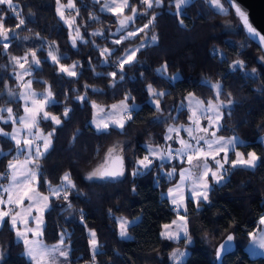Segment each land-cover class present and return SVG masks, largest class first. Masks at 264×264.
Masks as SVG:
<instances>
[{
    "label": "trees",
    "instance_id": "trees-1",
    "mask_svg": "<svg viewBox=\"0 0 264 264\" xmlns=\"http://www.w3.org/2000/svg\"><path fill=\"white\" fill-rule=\"evenodd\" d=\"M14 3L25 24L16 28L18 19L13 18L6 6H0L5 12L6 27L13 29L9 41L0 39V105L5 101L14 102L21 111L20 102L8 95L9 89L16 87L11 57L23 56L29 49L37 50L41 64L32 76L38 87H51L55 102L46 111L62 121L59 126L51 121L41 124L46 129L55 128V133L50 150L39 161L44 174L39 190L48 193L44 179L59 185L67 171L80 193L72 190L71 208L68 201L50 198V208L44 214V243L57 244L60 234L64 233L71 264H92L89 233L94 231L99 245L95 264H174L171 254L177 250L188 251L183 264H218L216 247L233 234L236 250L222 264H264V257L253 258L247 250L251 242L249 233L255 232L260 217L264 216V53L247 37L234 14L218 12L209 0H193L178 15L173 0H165L155 8L153 25L117 45L112 41L126 35L127 30L142 27L148 17H138L125 32H119L116 17L102 12L100 3L74 0L79 15L75 9L69 14L81 25L80 31L87 43L79 41L73 47L69 29L57 14L56 0H14ZM130 3H136L138 11H143L139 0H130ZM221 3L228 6L226 0ZM127 14H130L128 9ZM96 31L104 35L93 36ZM153 35L158 37L155 42L151 40ZM48 42L56 44L61 64L79 63L77 77L59 72V65L47 58ZM3 43L9 44L7 50L2 47ZM141 45L135 62L125 65L121 73L114 61L124 55V48ZM104 47L116 50L108 63H103L104 57L99 54ZM236 61H242L243 67L233 68ZM164 64H167L168 76L157 71ZM113 71L117 72L115 86L113 78L107 75ZM121 74L123 80L119 79ZM177 74L180 78L170 79ZM216 82L221 85L219 99L232 101L230 108L223 109L218 135L240 138L241 153L247 158V153L254 151L260 159L255 168L229 165L226 181L221 185L212 183L208 201L199 207L188 200L184 215L188 217L190 243L185 238L169 240L162 235L164 226L175 221L178 214L165 194L177 178L163 175L162 169L171 165L163 164L161 168L158 162L151 170L133 176V159L147 154L146 144L165 146L164 136L169 125L189 123V110L181 107L180 102L189 93L205 102L214 100L211 84ZM149 84L158 92L167 93L159 98L163 112H158L150 101ZM85 85L89 87L85 89ZM85 92L84 102L76 99ZM127 94H130L127 102L138 106L131 113L132 119L123 129L110 127L104 132L96 131L91 124L92 102L110 107L124 100ZM66 106L71 108L67 118L63 116ZM2 127L6 132L11 130V124H2ZM117 145L123 149L120 155L124 174L118 178L85 179L109 158V149ZM13 157H16L15 142L0 135V173L7 171ZM115 158L114 154L110 162ZM7 182V178L0 180L3 185ZM121 217L138 219L127 229L129 239L120 236L118 219ZM0 250L3 257L0 264H33L8 218L0 228Z\"/></svg>",
    "mask_w": 264,
    "mask_h": 264
},
{
    "label": "snow or ice",
    "instance_id": "snow-or-ice-1",
    "mask_svg": "<svg viewBox=\"0 0 264 264\" xmlns=\"http://www.w3.org/2000/svg\"><path fill=\"white\" fill-rule=\"evenodd\" d=\"M99 3V0H96ZM165 0H139V5L143 6V11H138L136 3H130V0H105L102 10L111 12L117 19L119 32H125L128 29L130 23H135L138 17H148L147 23H144L142 27L135 28L133 30H127L126 35H123L120 39L112 41L114 44H121L124 40H130L137 37L140 33L144 32L151 25L154 24L155 8L160 7L164 4ZM188 0H173L174 7L179 15L182 11V6L186 5ZM210 4L214 5L216 9L225 14H234L238 19L239 24L247 31V33L253 37L258 38L261 42H264V34L261 33L254 26L250 19L249 11L240 3V0H226L227 7L221 3V0H209ZM58 5L57 13L69 28L74 30V35L70 34L71 44L73 47L76 46L77 40H84V36L80 32L81 25L76 24L75 16L71 18H66L63 11L64 7L69 9H75L76 15H79V9H76L74 0H68L67 5H61L60 0H56ZM0 6H6L10 9L13 18L18 19V23L15 25L16 28H20L25 24V20L21 18L20 12L17 10V5L14 0H0ZM128 9L130 14L125 15V10ZM152 10L150 13L149 10ZM92 19H97V17H92ZM5 12L0 10V39L3 41L10 40V32L13 29L6 27L5 23ZM93 36L104 35L101 31H96L92 33ZM158 37L153 35L151 40L153 42L157 41ZM94 43V42H93ZM2 47L7 50L9 47L8 43H3ZM99 48V45L96 46ZM140 47H143L141 45ZM140 47L137 48H124L122 51L124 55L122 57H117L114 61L116 68L123 73L124 66L126 64L131 65L135 62L136 53L140 51ZM48 56L51 58L54 64L59 65V72L66 74L69 77H77L78 73L75 70L78 66V62H74L70 66H65L60 63V59L53 54L51 51V45H49ZM115 49H109L104 47L99 50L100 56L104 57L103 63H108L109 58L114 55ZM31 57V60H29ZM11 60L14 65L18 66L22 71L17 73V80L21 82V87L26 91L20 93L25 101L24 104V115L18 118L13 115V109L11 107H0V120L5 124L9 121L12 124L17 123L19 120L20 127L15 128L12 133L5 132L2 127H0V135L9 136L13 141H15L16 149L18 153L25 154V158L21 161L18 156L13 157L12 160L8 162L7 171L5 173H0V180L7 178L8 184L5 187L0 184V189L3 193H6V197L0 194V227L4 226L5 219L8 218L11 228L15 231L17 238H19L26 250V255L33 261V264H67L69 259V248L64 242V233L60 234V239L57 244L48 246L42 240L43 237V212L50 205V197H55L57 200L68 201V207L71 208L72 204L69 201V195L72 193L73 189H77L76 184L72 180L71 173L65 172L61 177L59 185H53L51 181L44 179V184L47 186L48 195H45L39 190L41 187V177L44 175L41 169L39 161L44 158L51 146V137L55 133V128L49 131L46 135L39 130V123L41 119L51 120L55 125H60L62 123L61 119L57 116L52 115L50 112L46 111V107L54 103V94L49 86L45 90V94L37 99V93L32 90V81L24 80L25 76L32 75L33 66H39L41 60L37 56V50L29 49L23 56L17 57L12 56ZM91 63V61H89ZM25 65H28L26 68ZM237 66L243 67L242 61H236L232 67ZM167 64L162 65L158 72L163 74L166 72ZM255 71V69H253ZM100 75V73H97ZM113 78V86H115V78L117 72L113 71L107 74ZM176 76L170 77V79H176ZM120 80L124 79L123 74L119 77ZM45 83H47L45 81ZM89 85H85L87 89ZM211 87L215 90V99L208 100L207 105L205 101L198 97H195L192 93H189L185 100L180 102L181 107H187L190 115L188 119L191 121V125H181L184 131L187 133L189 139H185L180 136V128L169 125L167 132L164 136L165 141H178L181 145L179 148H172L169 144L166 147H154L152 144H146L147 154L143 158H134L133 166L134 170L132 172L133 176L141 174L146 170H151L155 161H173L178 160L179 166L185 163L188 167H179V182L175 184L174 187L168 189L167 195L171 197V203L175 206V211L179 216V222L173 221L176 224L175 231H165L162 233L169 240H175L180 238V233L183 232L187 236V223L186 217L184 215H179L180 211L183 209L187 211L186 201L191 200L195 203L197 207L203 201H208V192L210 190L209 174H211L212 180L215 183H220L224 180L227 175V169H225V164L230 163L232 167L237 165L245 166L248 168H255L256 162L260 159L256 152H248L247 158L245 154L239 151H234L235 159L229 161L228 153L231 149L234 150L237 144L238 138L233 136L230 138H225L223 136H217L216 132L220 129V121L223 117L222 109L231 105L232 101L229 99L227 104L219 97L221 96V85L219 82L211 84ZM147 91L150 96L151 102L154 104L158 112H163L160 106V97L167 95L165 92H158L151 84L147 86ZM9 95L15 96L16 93L9 89ZM231 95L230 93L228 94ZM87 98V93L84 95H77L76 99L84 102ZM130 98V94L125 95L124 100L120 103L112 105L113 114L107 117V121L94 118V123L96 124L97 130L105 131L109 128V122L115 125L117 128L123 129L125 123L132 119L131 110L132 106L127 103ZM131 99H135L131 97ZM28 101H31L29 105ZM186 101V104H185ZM92 107L103 111L101 106L97 105L94 101L92 102ZM71 108L65 107L63 116L68 117ZM7 112L8 117L5 118L2 113ZM118 117V118H114ZM207 120V126H201V121ZM37 129V131H33ZM215 129V130H211ZM23 130H26V134ZM211 130V131H210ZM172 133H176L173 137ZM76 137L73 136V139ZM37 141H43L42 144L37 143ZM203 142V144H201ZM123 152L122 147L119 145L114 146L108 151V157L112 158L115 154L116 158L120 160L121 167L118 169H110L104 165L95 168L89 172L85 179L93 180L94 178L104 179V178H118L124 174L123 170V157L120 153ZM220 153L224 155L220 156ZM209 158L214 163H209ZM159 167L163 168L161 163ZM166 175L169 178L177 175V167H172L171 171H168ZM188 188V194L185 193V188ZM77 194L79 190L77 189ZM25 201H28L25 204ZM33 210H35L39 215H33ZM81 219H83V213L81 212ZM30 220L34 222V226L30 225ZM259 223L264 225V216L260 217ZM129 221L126 219L120 220V236L125 237L128 235L127 226ZM18 225H23V227H18ZM164 228L170 229L171 225H165ZM29 233L32 234L31 238ZM90 246L92 251V264H95V257L99 254V245L96 239V233L90 231ZM255 240L256 233H249ZM234 241V236L229 234L227 236V242ZM260 247L264 248V237L260 239ZM225 251V244H221L217 250V258L219 259L221 253ZM172 258L177 260L179 264V258L184 255V253L179 252V250L173 252ZM63 258L60 261L59 258ZM0 255V259H2Z\"/></svg>",
    "mask_w": 264,
    "mask_h": 264
},
{
    "label": "rangeland",
    "instance_id": "rangeland-1",
    "mask_svg": "<svg viewBox=\"0 0 264 264\" xmlns=\"http://www.w3.org/2000/svg\"><path fill=\"white\" fill-rule=\"evenodd\" d=\"M91 1H93V2H96V0H91ZM193 0H188V2H187V4L186 5H184V6H182V10H183V8L185 7V6H187L188 4H190L191 2H192ZM104 2H105V0H99V3L101 4V11L102 12H104V13H107V14H111V15H113L111 12H109V11H106V10H102V6H103V4H104ZM60 3H61V5H67V3H68V0H60ZM97 3V2H96ZM214 6V5H213ZM57 7H58V5H57ZM215 7V6H214ZM216 8V7H215ZM74 9H69V8H67V7H64L63 8V11H64V13H65V17L66 18H71L72 16L69 14V11H73ZM127 10V9H126ZM125 10V11H126ZM218 11V10H217ZM182 12V11H181ZM180 12V13H181ZM218 12H220V11H218ZM220 13H222V12H220ZM58 14V13H57ZM225 14V13H224ZM59 16V15H58ZM59 18H60V16H59ZM60 20H61V18H60ZM64 24H65V26H67V28L69 29V34H71V35H74L75 33H74V30L73 29H71V28H69L68 27V25L63 21V20H61ZM81 32V31H80ZM82 33V32H81ZM1 41H3L2 39H1ZM79 41H81V40H77V42H76V46H77V44H78V42ZM70 43H71V37H70ZM49 45H51V51L53 52V54L54 55H56L59 59H60V54H59V52H58V48H57V46H56V44L55 43H50V42H48L47 43V47H46V51L47 52H49ZM72 45V44H71ZM137 47H140V46H137ZM137 47H135V48H137ZM142 47H140V49H141ZM138 53V52H137ZM136 53V54H137ZM17 57H21V56H17ZM47 58L50 60V61H52L51 60V58L49 57V56H47ZM29 60H31V57H29ZM263 61V63H264V60H262ZM127 65V64H126ZM13 66H14V73H13V77L16 79V87H14L11 91L12 92H14V93H16V95L15 96H10L9 94V97L11 98V99H13V100H16V102H20V108H21V111L19 112V110L17 109V104L16 103H11V102H9V101H5V103H3V104H1L0 105V107H11L12 109H13V115L14 116H16L17 118L19 117V116H23L24 115V104H25V101H24V99L22 98V96L20 95V93H22V92H24V91H26L24 88H22L21 87V82L19 81V80H17V73H19V72H21L22 70L21 69H19V67L18 66H16V65H14L13 64ZM25 67L27 68L28 67V65H25ZM38 67H40V65L38 66ZM37 66H33V68H32V75H33V73H34V70L35 69H37L38 68ZM76 71H77V68L75 69ZM77 73H78V71H77ZM159 74H161L160 72H158ZM32 75H30V76H25L24 77V80L25 81H27V80H31L32 81V90L34 91V92H36L37 93V99H39V98H41L44 94H45V90L48 88V86H46V87H44V88H40V87H38L37 86V84L35 83V78L32 76ZM161 75H163V76H168V72H167V70H166V72H164L163 74H161ZM177 78L176 79H178V78H180V75H175ZM176 79H174V80H176ZM195 96V95H194ZM187 97H188V95H187ZM196 97V96H195ZM9 100V99H8ZM151 101V100H150ZM28 103H29V105L31 104V101H28ZM120 103V101L118 102V103H115V104H119ZM128 103V102H127ZM52 104V103H51ZM51 104H49V105H51ZM131 106H132V110H131V113H132V111L133 110H135V109H137L138 108V106L136 105V104H134V103H129ZM185 104H186V101H185ZM225 104H227V102H225ZM48 105V106H49ZM114 105V104H113ZM205 105H207V102H205ZM47 106V107H48ZM232 106V103H231V105H228L227 107H224L223 109H226V108H230ZM47 107H46V109H47ZM101 108H103V111L101 112V111H99L98 109H94V116H93V120L91 121V124H92V126L96 129V131H98V132H104V131H100V130H97V128H96V124L93 122L94 121V118L95 119H97V120H100V119H103V120H105V121H107V117L109 116V115H112L113 114V109H112V107L110 106V107H104V106H101ZM185 108H187L186 106H185ZM45 109V110H46ZM181 109V108H180ZM188 109V108H187ZM223 109H222V112H223ZM190 113V112H189ZM2 115L5 117V118H7L8 117V113L7 112H4V113H2ZM114 118H118V117H114ZM222 120V119H221ZM46 122V121H51L50 119L49 120H43V119H41V121H40V123H39V130H41L45 135L49 132V131H52V129L50 130V129H46V128H43V126H41V124L43 125V122ZM52 122V121H51ZM53 123V122H52ZM207 120H202L201 121V126H207ZM2 124H5L2 120H0V127H2ZM7 124H11V130L8 132V133H12L13 131H14V129L15 128H19L20 127V124H19V120L17 119V123L16 124H12V122L11 121H9ZM53 125L54 126H59V125H55L54 123H53ZM185 125H191V121L189 120V123L188 124H185ZM174 127H178V128H180V136H182V137H184L185 139H189V137H188V135H187V133L184 131V129L182 128V127H180V126H175V125H173ZM110 127H116L115 125H112L110 122H109V128ZM220 127H221V121H220ZM3 128V127H2ZM117 128V127H116ZM211 130H215V129H211ZM210 130V131H211ZM24 131V133L26 134V130H23ZM33 131L35 132V131H37V129H33ZM105 131H107V130H105ZM6 132V131H5ZM172 135H173V137H175L176 136V133H172ZM216 135L219 137V135H218V131L216 132ZM6 137H8V138H10L9 136H6ZM225 138H227V137H225ZM238 138V137H237ZM262 141L264 142V137L262 138ZM15 142V141H14ZM37 143H40V144H42L43 143V141H37ZM171 145L172 146V148H179L181 145L179 144V142L178 141H167V144L165 145V146H163V147H166L167 145ZM201 144H203V142H201ZM240 144H243L242 142H241V140H240V138H238V140H237V144H236V146H235V149L234 150H232L231 149V146H230V150H229V153H228V158H229V161H231V157H233L234 159L236 158L235 157V155H234V151H239V152H241L240 151V149H239V145ZM51 146H52V137H51ZM51 146H50V148H51ZM154 147H156V146H154ZM50 148H49V150H50ZM48 150V151H49ZM48 153V152H47ZM46 153V154H47ZM224 155V153H220V156L219 157H217V159H220L222 156ZM19 157V159L21 160V161H23L24 160V158H25V154H23V153H18L17 152V149H16V157ZM246 158V157H245ZM233 159V160H234ZM155 162H158L159 164H170L171 165V167H169V168H163L162 169V172H163V175H165L166 177H168L167 175H166V173L168 172V171H171V169H172V167H177L176 165L177 164H179V161L178 160H173V161H168V160H165V161H159V160H156ZM209 163H214L213 161H211V158H209ZM257 163H258V161L256 162V165H257ZM109 164V165H108ZM110 164H111V162H110V158H108L104 163H102L101 165H104V166H106V167H109L110 166ZM100 165V166H101ZM173 165V166H172ZM229 165H231L230 163H228V164H225V169H227L228 170V167H229ZM99 166V167H100ZM179 167H188V165L185 163L184 165H182V166H179ZM179 167H177V175L176 176H173V177H176L177 178V181H176V183L175 184H177L178 182H179ZM236 167H244V168H248V167H245V166H240V165H237ZM172 177V178H173ZM169 178V177H168ZM96 179H99V178H94L93 180H96ZM208 179H209V183H210V188H211V184L212 183H215L213 180H212V177H211V174H209V177H208ZM225 182V178H224V180L223 181H221L220 183H215V184H222V183H224ZM7 184H8V182L4 185L5 187L7 186ZM175 184H173L171 187H174L175 186ZM2 191V189H0V192ZM168 193V192H167ZM167 193L165 194V197H167L168 199H169V201L171 202V197L170 196H168L167 195ZM185 193H186V195L188 194V188L186 187L185 188ZM1 194H3V195H5V197H6V193H1ZM45 195H48V193H45ZM51 198V197H50ZM28 203V201H25V204H27ZM172 204V203H171ZM186 204H187V201H186ZM173 205V204H172ZM174 206V205H173ZM175 207V206H174ZM50 208V205H49V207H48V209ZM47 211V210H46ZM186 211H184L183 209L180 211V213H179V215H184V213H185ZM37 215H39V213H37ZM123 217H121V218H119L118 219V222H119V231H120V220L122 219ZM123 219H126V218H123ZM127 221H129V224H128V226H127V229H128V227L129 226H131L132 224H134V223H136L137 221H138V219H135V220H133V221H131V220H128V219H126ZM175 221H177V222H179V216H178V219H176ZM170 225V224H169ZM173 226H176V224H174L173 223V225L171 224V228L170 229H167L166 231H175V230H172V228H173ZM1 228V227H0ZM127 233H128V230H127ZM255 233H256V238H255V240L253 239V237L251 236V242H250V244H249V246H248V252H249V255L251 256V257H253V258H256V257H264V248H261L260 247V239L262 238V237H264V225H261L260 223H259V225H258V227H257V229L255 230ZM184 236H185V234L183 233V232H181L180 233V238L179 239H175L176 241H178V240H180V239H182V238H184ZM123 239H129L130 238V235H129V233H128V235L127 236H125V237H122ZM186 242L187 243H190V240L189 239H186ZM26 254V253H25ZM70 251H69V259H68V262H67V264H71V258H70ZM0 255H1V250H0ZM187 256H188V251H186L185 250V254L182 256V258L180 259V261L181 262H185L186 261V259H187ZM1 260V259H0ZM59 260L60 261H63V258L61 257V258H59Z\"/></svg>",
    "mask_w": 264,
    "mask_h": 264
},
{
    "label": "water",
    "instance_id": "water-1",
    "mask_svg": "<svg viewBox=\"0 0 264 264\" xmlns=\"http://www.w3.org/2000/svg\"><path fill=\"white\" fill-rule=\"evenodd\" d=\"M240 3H242L243 6L249 11L250 19H251V22L254 24V26L257 27V29L261 31L262 34H264V0H240ZM244 31L247 37L251 41L256 43L260 47L262 52L264 53V42H261L258 38L249 35L245 29ZM120 167H121L120 160L115 158L111 161V164L108 168L118 169ZM226 240H227V237L216 247L215 257H216V261L218 264H222L223 259L229 256L230 254H232L236 250L235 236H234V241L232 242L226 243ZM221 244H225V251L221 253L220 258L218 259L216 253Z\"/></svg>",
    "mask_w": 264,
    "mask_h": 264
},
{
    "label": "crops",
    "instance_id": "crops-1",
    "mask_svg": "<svg viewBox=\"0 0 264 264\" xmlns=\"http://www.w3.org/2000/svg\"><path fill=\"white\" fill-rule=\"evenodd\" d=\"M225 178V181H226V176L224 177ZM223 184V183H222ZM219 185H221V184H219ZM211 189V188H210ZM210 191V190H209ZM208 195H209V192H208ZM47 211L49 210L48 208L46 209ZM46 210L43 212V220H44V214H45V212H46ZM33 215H37V212L35 211V210H33ZM185 217H186V223H187V221H188V217L186 216V215H184ZM178 219V218H177ZM173 225V222L172 223H170V225ZM30 225H33L34 226V222L33 221H31L30 220ZM169 225V224H168ZM18 227H23V225H18ZM176 229V226H173V228H172V230H175ZM43 230H44V224H43ZM166 231V229L164 228V231L163 232H165ZM31 236H32V234L31 233H29V237L31 238ZM184 238L185 239H187V236H184ZM43 240V239H42ZM22 242V241H21ZM44 242V241H43ZM23 243V242H22ZM65 245H67L66 243H65ZM48 246H52V245H48ZM68 246V248H69V251H70V247H69V245H67ZM25 253H26V250H25ZM182 253H184L185 254V251L183 250L182 251ZM26 257L30 260V258L26 255ZM188 257V256H187ZM182 257H180L179 258V264H183L184 262H181L180 261V259H181ZM174 260V259H173ZM31 261V260H30ZM32 263H33V261H31ZM174 264H177V260H174Z\"/></svg>",
    "mask_w": 264,
    "mask_h": 264
}]
</instances>
